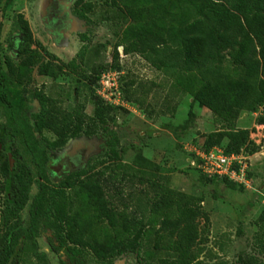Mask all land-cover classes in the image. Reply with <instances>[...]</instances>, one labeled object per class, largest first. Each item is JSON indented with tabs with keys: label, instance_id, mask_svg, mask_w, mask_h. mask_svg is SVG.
Wrapping results in <instances>:
<instances>
[{
	"label": "trees",
	"instance_id": "16d2710c",
	"mask_svg": "<svg viewBox=\"0 0 264 264\" xmlns=\"http://www.w3.org/2000/svg\"><path fill=\"white\" fill-rule=\"evenodd\" d=\"M110 1L130 20L113 46V63L118 62L119 47L124 54L138 53L172 79L179 90L190 94L192 102L210 109L222 127L207 135L203 148H222L220 143L227 139L224 152L238 153L250 135L248 129L236 128L241 110L256 112L263 105L256 123L264 131V0ZM11 2L6 0L5 4ZM81 2L78 0L77 5ZM85 10L86 6L79 5L76 14L87 19ZM16 25L23 32L22 44H18L21 48L32 36L22 16L17 17ZM81 39L86 40V35L81 34ZM86 49L83 45L77 53L80 60ZM36 60L43 70L44 63ZM75 61L68 65L75 68ZM225 63L231 65L232 72L225 71ZM110 67L108 63L93 65L84 78L97 84ZM32 97L38 100L40 110L28 116L29 98L13 74L9 57L1 56L0 47V145L15 159L10 167L6 152L0 158V178L7 182L11 194L0 212V264H22L15 259L21 240H29L34 256L44 259L36 241L42 227L52 230L57 241L52 245L55 251L66 248L76 255L89 247L105 264L139 251L152 235L153 247L166 252L157 264H202L199 252L192 251L197 238L195 220L200 213L197 200L157 183L154 176L158 165L142 155L137 154L130 164L122 161L119 137L104 123L112 105L94 93L95 113L86 115L84 104L68 111L41 91ZM45 130L54 137L47 138ZM99 130L105 137V159L51 183L49 152L62 149L81 135L94 136ZM257 149L254 144L252 150ZM106 160L112 164L104 165ZM97 165L103 167L96 169ZM218 178L227 187H243L227 177ZM34 180L37 192L30 198ZM134 181L148 183L152 189L151 196L145 195L144 208L133 204L138 200ZM126 184L129 192L124 191ZM27 204L28 220L22 225L21 211ZM131 205L136 208L130 209ZM263 216L261 213V220ZM97 222L106 224L101 230L105 241L98 246L92 234L98 231L93 228ZM144 255L153 257L149 250ZM237 262L262 264L254 256L240 257Z\"/></svg>",
	"mask_w": 264,
	"mask_h": 264
},
{
	"label": "rangeland",
	"instance_id": "374dc122",
	"mask_svg": "<svg viewBox=\"0 0 264 264\" xmlns=\"http://www.w3.org/2000/svg\"><path fill=\"white\" fill-rule=\"evenodd\" d=\"M5 1L0 0L1 56L9 57L13 74L24 95L29 98L28 115L35 110L32 108L35 102L32 103L30 98L36 91L57 99L63 110L69 111L84 104L86 115L95 113L92 95L95 93L100 96L106 105H112L104 123L115 130L119 137V147L123 149L122 161L130 164L137 154L142 155L158 165L154 176L157 183L197 200L200 213L195 220L197 238L192 251L199 252L198 260L202 264H238V258L254 256L264 264V250L260 245V242L264 245V216L263 220L260 219L261 213L264 215V131L263 126L256 123L263 105L256 112L241 110L235 123L236 128L250 131L249 142L239 151L243 156H249V161L254 163V166L249 167V185L227 187L218 177L201 175L191 164V149L204 144L210 132L222 127L213 112L192 102L190 94L179 90L172 79L138 53L124 54L119 47L118 62L113 63V46L119 40L122 29L130 22L118 6L110 0H81L77 6H86L88 19L82 21L80 30L86 31L87 40L83 42L73 35L56 45V41L42 28L38 17L39 0H12L10 4H5ZM43 8L40 5V9ZM18 16L27 19L32 32L31 41L21 45V48L18 44L22 42L16 40V37L21 36V30L16 28ZM82 45L87 46L83 60L77 57V66H68L66 63L76 57ZM45 48L56 53V58L43 54ZM36 56L49 62L44 64L43 70ZM106 63L111 67L103 72V77L100 75L97 84L84 78L90 74L93 65ZM227 65L225 63V71L232 72L231 65ZM103 82L110 87L103 86ZM115 89L118 91L116 96L113 94ZM113 101H117V104H113ZM44 135L49 139L54 137L48 130L44 131ZM94 136L73 142L69 140L66 147L72 143L94 146L91 153L94 157L89 163L105 159V137L100 130ZM37 138L40 139V136L37 135ZM226 143L227 139H223L220 143L222 148H225ZM254 144L258 146L256 151L252 150ZM66 147L49 152L47 173L51 183H58L71 169L62 155L68 153ZM4 152L0 147V158L4 157ZM61 163L64 164L63 169ZM107 164L111 165L112 162L106 160L104 165ZM102 167L97 165L96 169ZM134 182L133 191L138 200L133 204L144 208L145 195L151 196L152 189L148 183ZM140 189H144V192ZM124 191H130L127 184L124 185ZM36 192L37 183L34 180L30 187V198ZM10 196L7 182L0 178V212L6 198ZM136 206L131 205L130 209ZM27 220L28 204L21 211V224L25 225ZM104 226L105 222L93 225L98 230L92 233L93 238L97 239L96 246L105 241L101 231ZM154 238L150 236L139 251L117 257L113 264H157L158 258L164 257L166 252L153 247ZM36 241L37 251L45 253L44 259L34 256L29 240H21L15 259L22 264H105L89 247L76 255L68 253L66 248L55 251L52 245H57V241L50 229L42 227ZM146 250L153 253L152 258L145 257Z\"/></svg>",
	"mask_w": 264,
	"mask_h": 264
},
{
	"label": "flooded vegetation",
	"instance_id": "af4514ba",
	"mask_svg": "<svg viewBox=\"0 0 264 264\" xmlns=\"http://www.w3.org/2000/svg\"><path fill=\"white\" fill-rule=\"evenodd\" d=\"M77 2H78V0H39L38 17L40 19L42 28L47 33V35H49L51 37V39L56 41V43H55L56 45L63 42L64 38L66 39V37L68 38V37H72L74 35L75 37H78L80 40H82L81 34L86 35V31L80 30V29H82V24H80V22H77V21H81V23H82V21H87L88 17H87V19H84V18H81L78 14H76V8L79 7V6H76ZM40 5L44 6L43 10L40 9ZM22 18L27 21V19L25 17H22ZM27 23H28V21H27ZM28 27H29V30L31 32V28L29 26V23H28ZM20 34H21V36L19 35L18 37H16L17 42L22 41L23 32L21 31ZM31 36H32V32H31ZM86 40H82V41L84 42ZM42 47H43V45H42ZM44 50L45 51H42L43 54H46L49 57L54 58V59L56 58V56H57L56 53L49 51L46 48ZM17 52H18V48L16 50V53ZM36 58H39L42 62H44V64L49 63L48 61H44L43 57H37L36 56ZM76 58H77V54H76V57H73L72 59L76 60ZM48 60H49V58H48ZM70 61H68L66 64L68 65V63ZM31 99H32V103L35 101L38 102V100L36 98L32 97ZM32 108L35 109L34 112H32V113L39 112V110H40L39 102H38L37 108H36V105H33ZM28 111H29V108L27 109V115H28ZM31 114L28 116H31ZM35 134H36V136L38 135L37 133H35ZM92 137H95V136L87 137L85 135H81V136L73 138L71 140L74 141L76 139L78 140L81 138H88L89 139ZM0 147H1V145H0ZM65 147H66V145L62 149H57V150H64ZM92 151H94V146H88L86 144V145L80 146L78 148H75L73 150V152H71V150H68V153H65V152L62 153V155L65 156L66 160L68 161L69 165L71 166V169L67 170L65 175H67L68 173H70L72 171H78V170H81L82 168L87 167L89 161L94 157V155H91ZM50 152H53V151H50ZM6 153H7L8 159H9V155L11 156L13 163H12V165H10V167H12L15 163V159L12 158V155L9 151H6ZM9 164H10V162H9ZM60 166H61V169H63L64 164L61 163ZM48 177H49V175H48ZM60 180H59V182H60Z\"/></svg>",
	"mask_w": 264,
	"mask_h": 264
},
{
	"label": "built area",
	"instance_id": "2783aa9c",
	"mask_svg": "<svg viewBox=\"0 0 264 264\" xmlns=\"http://www.w3.org/2000/svg\"><path fill=\"white\" fill-rule=\"evenodd\" d=\"M104 75V73L101 74L102 77ZM104 85L108 86V88L110 87L103 82ZM112 85L116 88L114 83ZM113 94L116 96L118 91L115 89ZM117 101H113V104H117ZM190 154L194 155L191 159L192 166L199 169L202 174L209 177H227L237 184L243 186L249 185V167L254 166V163L249 161V156L245 157L239 152L226 154L220 146H213L209 149H205L202 146H194ZM262 196V203L264 205V194Z\"/></svg>",
	"mask_w": 264,
	"mask_h": 264
},
{
	"label": "bare ground",
	"instance_id": "6f19581e",
	"mask_svg": "<svg viewBox=\"0 0 264 264\" xmlns=\"http://www.w3.org/2000/svg\"><path fill=\"white\" fill-rule=\"evenodd\" d=\"M77 22H80V24H81V21H77ZM76 22V23H77ZM35 105L38 107V102L37 101H35ZM82 139V138H81ZM76 141H78V140H76ZM75 141V142H76ZM73 142V141H72ZM73 145H71L70 147L68 146V147H66V149H65V151H68V150H71V152H73V150L75 149V148H78V147H80V146H82V145H80V144H75V143H72ZM71 148V149H70ZM73 149V150H72ZM116 264H119V263H116Z\"/></svg>",
	"mask_w": 264,
	"mask_h": 264
},
{
	"label": "water",
	"instance_id": "95a60500",
	"mask_svg": "<svg viewBox=\"0 0 264 264\" xmlns=\"http://www.w3.org/2000/svg\"><path fill=\"white\" fill-rule=\"evenodd\" d=\"M9 162H10V165H12V159H11V156L10 155H9Z\"/></svg>",
	"mask_w": 264,
	"mask_h": 264
},
{
	"label": "crops",
	"instance_id": "0c3cea01",
	"mask_svg": "<svg viewBox=\"0 0 264 264\" xmlns=\"http://www.w3.org/2000/svg\"><path fill=\"white\" fill-rule=\"evenodd\" d=\"M252 157V156H251Z\"/></svg>",
	"mask_w": 264,
	"mask_h": 264
}]
</instances>
